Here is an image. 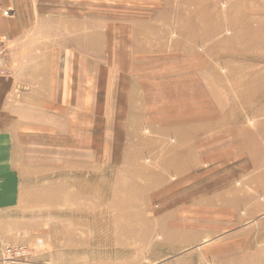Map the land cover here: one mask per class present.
Segmentation results:
<instances>
[{
	"label": "rangeland",
	"instance_id": "1",
	"mask_svg": "<svg viewBox=\"0 0 264 264\" xmlns=\"http://www.w3.org/2000/svg\"><path fill=\"white\" fill-rule=\"evenodd\" d=\"M7 1L15 32L0 37L4 51L17 64L36 61L31 68L42 77L46 68L48 89L55 73L62 103L48 102V121L51 109L60 110L64 139L62 152L32 154L29 180L7 182L14 197L0 211V262L5 247H24L13 264H264V0ZM136 92L150 98L137 110L130 107ZM146 108L154 129L128 134L116 158L126 119ZM192 110L206 124L227 123L218 130L232 127V142L246 144L226 179L237 188L249 180L245 191L255 196L251 213L240 207L234 224L193 214V204L176 205L186 213L173 218L167 205L170 193L181 201L200 195L191 180L181 183L189 177L178 166V179L167 152L193 137L190 126L167 127L169 116ZM73 130L88 131L89 143L110 138L108 159L92 163L85 150L66 146L78 144ZM208 168L205 176L220 175L221 166ZM185 218L199 226L173 229ZM125 230L139 239L129 242Z\"/></svg>",
	"mask_w": 264,
	"mask_h": 264
},
{
	"label": "crops",
	"instance_id": "2",
	"mask_svg": "<svg viewBox=\"0 0 264 264\" xmlns=\"http://www.w3.org/2000/svg\"><path fill=\"white\" fill-rule=\"evenodd\" d=\"M7 7H9L8 1L0 0V37H13L15 32V21L12 15L7 12ZM49 48L51 50L50 52L57 53L58 47ZM35 50L38 51V49ZM14 62L15 59L12 58V56L8 55V52H5L3 66L6 70L4 75H0V167H3L0 168V211L8 209V199L14 197V190L8 187L7 182L14 181L22 183L24 182L25 175L27 176L26 180H29V176L31 175L32 171L30 172L28 170L27 172L29 173L26 174L24 172L25 169H28V167H30V163L32 162L31 159H33L32 154L36 155V152H49L55 154H57V151L62 152L64 139L63 114L59 110L57 115V110H55V104H60L59 108L61 109L62 103V91H57V81L55 79L56 75H54L55 73L50 71V89H48L46 68L42 69L44 73V76L42 77L41 73L39 71H36L40 69L31 68V65L36 64V61L24 58L21 63H18L19 65ZM13 64L15 65L13 66ZM55 85L56 90L54 88ZM201 91H203V94L206 95L205 88H203L202 90L198 89V92ZM133 98L134 105H131L130 107L132 109L135 108V110H137L143 103H145L146 105V103L150 99L147 95H140L137 92L133 94ZM48 102L52 104L54 103L55 107V109H51V117L49 121L47 112ZM140 110L141 111L134 112L135 119L133 121H131V118L126 119V129L123 133L124 135H121L120 142H118L119 145H115V150L118 153L116 158L118 157V159L119 154L121 155V151L126 150L122 146L127 145L125 140H127L128 134H139V129L142 128L143 125L147 126L150 129H154V114L147 108L145 110ZM181 113H172V115H170L169 117H172L174 119L182 117L186 120V122L169 124L167 120V127H170L168 125H172V128L175 125H177L178 127L180 126V128L190 126L189 128L193 129L190 133L193 134L192 140H194L188 145H176L175 147L172 146L174 151L168 150L167 152L172 163L177 164L175 165V167L177 166V170L180 171V168L178 166H181V170L184 172L183 174H187L189 178L195 176L193 180L190 181L189 178L183 179L181 183L184 184L189 180L192 184H195V186L198 185L199 187L200 185L201 188L199 189L200 192H198V194H200L199 196L195 197V195L197 194L196 193L188 197L187 199H183L184 202L179 200L178 198H175V194L171 195L170 193V196H167V205L172 206L170 209L173 211V218L178 214L186 213L183 210L179 213V211H177L178 207H176V205L182 204L186 206V204H193L192 206H196L191 211L194 212L193 214H207V218L217 215L220 217V221L226 219V221L234 224L239 220L238 211L240 207H245L247 211L251 213L250 210L251 208H253L252 201H254L253 198L255 196V193L253 191L252 193L254 194H251L249 192H246L245 189L252 184L249 182V180L245 179L246 184L245 180H243L242 188L239 189L233 185V182H230L232 179L224 178L223 180L225 182L229 181V186L225 187L227 188V191L225 192V188H223L222 186V188H217V190L221 191L212 190V188H209V186L207 185L206 181L208 179H218L221 183L224 181L220 179L221 176L219 175V173L217 174L216 171H214V175H208L207 177L204 175V172H202V170H205L204 168L209 165L218 167L223 166L228 162L232 163L239 161V158L241 156V151L239 149H246V144L241 143V145H239L240 140L236 139V143L233 144L237 146L236 148H234V146L232 145H229L230 143H233V135L229 137L230 133L228 131H231L234 134L236 130L233 131L232 127H227V129H223L221 131L215 129V137L222 139L220 143L218 142L217 145H213V147H211V145H208L206 137L200 136L199 133H203L205 130H207V127L216 128L217 126L221 125V123H223L222 120L218 121V119H215L213 123L206 124L208 120L206 121L204 116H201L200 114H193L191 113V111H182ZM197 115L199 116L197 117ZM127 128H130V130H127ZM87 133L88 131L85 130L81 133L73 130L71 133H69V135L76 138L78 144L66 146H72L75 149L81 151L85 150L86 155L89 158H92V163H95L99 159H102V161H104V159L106 158L107 160L108 156L107 153L105 154V151H110L112 148L110 138L108 137L109 139H106V141H104V144L99 145L98 142L95 141L94 136V142L89 143V135ZM94 133H97V131H94ZM224 133H228V135ZM109 134L110 132H108V135ZM224 139H226L228 142H225ZM138 149L141 148L138 147ZM232 151L234 154L232 153ZM198 153L202 154L203 156L198 157ZM211 155H215V161L212 162L208 160L207 162L206 159ZM218 155L220 157H218ZM192 159H198L197 165L199 166L197 168L200 167L202 162L205 163L204 168L202 170H199V173H195V170L197 168L192 169L187 167L193 164ZM113 160L116 161L115 157L113 158ZM110 162L114 163L112 159L110 160ZM236 163L239 164L238 162ZM8 166L11 167V171L13 168L14 172L8 174L6 172ZM201 174L203 175L201 176ZM196 176L198 177L196 178ZM200 176L204 178L202 179ZM231 177L234 176L231 175ZM203 180L205 183L200 184L201 182H203ZM177 184L180 187L182 186L180 183ZM230 187L235 188V191H229ZM262 191L264 194V187ZM17 192L19 196V189L16 190V193ZM210 193L213 195H210ZM211 198H217L220 202L214 205V207H211L207 205V201ZM192 199L194 200L192 201ZM204 217L206 218V216ZM190 220L191 224H193L192 226H187V221L185 218L183 223L180 222V225L177 227H173V229L185 228L191 230L196 226H199L197 225L198 221H194L193 219ZM202 223H206V221ZM4 225L6 226L5 223ZM3 236H5V234L3 235L1 233L0 237L3 238ZM0 264L2 263L0 262Z\"/></svg>",
	"mask_w": 264,
	"mask_h": 264
},
{
	"label": "bare ground",
	"instance_id": "3",
	"mask_svg": "<svg viewBox=\"0 0 264 264\" xmlns=\"http://www.w3.org/2000/svg\"><path fill=\"white\" fill-rule=\"evenodd\" d=\"M184 92V91H183ZM159 110V109H158ZM208 111V110H207ZM210 111V110H209ZM193 112V110L191 111V113ZM182 114V113H181ZM167 115H169V113L167 114ZM199 115H197V117H198ZM206 117V116H205ZM211 120V119H210ZM187 121H188V119H187ZM171 122H174V123H184V122H186V120L185 119H183L182 117L181 118H177V119H171ZM227 125V123H221V125H219V126H217L216 128L215 127H207L206 129L207 130H205L203 133L201 132V133H199L200 134V136H203V137H205V136H207L208 135V132L209 133H211V134H213V133H215V129H222L221 127H225ZM164 132H166V131H164L163 129H157V134H159V133H161V134H163ZM230 134H229V136H231L233 133L230 131L229 132ZM226 135H228V133L226 134ZM199 136V135H198ZM127 137V136H126ZM221 139L222 138H216V137H213V138H211V140H210V142H209V140H207L208 141V145H211V147H213V145H217L218 144V142L220 143L221 142ZM194 140V139H193ZM193 140H192V142H193ZM220 140V141H219ZM225 140V142H228L226 139H224ZM230 142H231V140H230ZM206 143V142H205ZM236 142H233V143H230L229 145H233V144H235ZM226 145V144H225ZM210 147V148H211ZM220 147V146H219ZM167 148H165L164 150H162V151H160L159 153L161 154L162 152H164V151H167L166 150ZM207 149V148H206ZM205 149V150H206ZM218 149V148H217ZM230 151V150H229ZM212 152V151H211ZM122 153V152H121ZM233 153V152H232ZM199 155H200V153H198ZM137 155H142V151L140 150V151H137ZM136 155V156H137ZM197 155V154H196ZM198 156V155H197ZM202 156V154L199 156V157H201ZM218 157H220L219 155H218ZM194 158H196V157H194ZM210 158V159H209ZM209 158H207L206 160H207V162H208V160L209 161H215V155H211V156H209ZM227 158V157H226ZM214 159V160H213ZM192 161H193V164H191L190 166H187V167H189V168H192V169H194V168H197L199 165H197V163H198V161H196V160H194V159H192ZM219 161V160H218ZM205 162V161H204ZM203 163V162H202ZM232 163H226V164H224L223 166H221V168H220V179L222 180V181H224L223 179L224 178H227L228 176H231L232 174H233V172H231V171H233V168H234V165H231ZM209 167L210 168H208V170H212L213 171V169L215 168V166L213 165V166H210L209 165ZM206 168H207V166H206ZM215 170V169H214ZM176 174H178V178H180L181 176H179L180 175V171L179 170H177L176 169ZM202 172H204V175L207 173V171L206 170H202ZM184 172H182V174H183ZM221 173H222V175H221ZM203 174H201V176H202ZM186 175H184L183 176V178L185 177ZM200 176V177H201ZM211 176V175H210ZM198 176H196V178H197ZM208 177V176H207ZM195 178V176H192L191 178H189L190 180H193ZM202 179L204 178V177H201ZM206 180V179H205ZM212 180H214V178L212 179ZM220 180H217V182H211V180H207L206 182H207V185L208 186H212L213 185V190H216V191H221V190H217V188L218 187H220L221 188V186H222V183L221 182H219ZM227 181V180H226ZM230 182H232V180L230 181ZM204 184L205 182H204V180H203V182H201L200 184ZM228 183H229V181H228ZM248 183V182H247ZM197 184V183H196ZM199 184V183H198ZM210 184V185H209ZM246 184V183H245ZM202 186H204V185H202ZM194 187H198V185H196L195 186V184H192V186H190L189 188H194ZM199 187H200V185H199ZM240 189V188H239ZM184 191H186V190H184ZM225 192L227 191V188H225V190H224ZM229 191H235V188H229ZM228 191V192H229ZM99 197H101L102 199H104V196L105 195H103V196H100V195H98ZM218 202H220V201H218V199L217 198H211V199H209L208 201H207V204L208 205H210V206H213V205H216ZM125 236H126V238H127V240L129 241V242H131V241H134V240H136V239H139V235L136 233V232H133V231H128V230H125ZM107 233H105V235H106ZM153 234V233H152ZM147 236H148V238H146V239H150V237H151V234H147ZM126 252H128V249H127V245L125 244V245H123V249L121 250V253H126ZM136 252V251H135ZM153 255H155L154 253L152 254V256Z\"/></svg>",
	"mask_w": 264,
	"mask_h": 264
},
{
	"label": "built area",
	"instance_id": "4",
	"mask_svg": "<svg viewBox=\"0 0 264 264\" xmlns=\"http://www.w3.org/2000/svg\"><path fill=\"white\" fill-rule=\"evenodd\" d=\"M4 57H5V51H4L3 43L0 39V71L1 72H3L1 63ZM3 253L4 256L2 258V262L4 264H13L16 261H20L27 254L26 249L24 247H5Z\"/></svg>",
	"mask_w": 264,
	"mask_h": 264
}]
</instances>
